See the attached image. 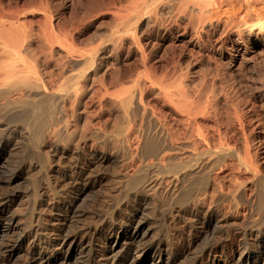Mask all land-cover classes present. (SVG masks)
<instances>
[{"label": "bare ground", "instance_id": "bare-ground-1", "mask_svg": "<svg viewBox=\"0 0 264 264\" xmlns=\"http://www.w3.org/2000/svg\"><path fill=\"white\" fill-rule=\"evenodd\" d=\"M134 1L83 46L0 24V264H264V0ZM211 47L256 114L202 99Z\"/></svg>", "mask_w": 264, "mask_h": 264}, {"label": "rangeland", "instance_id": "rangeland-1", "mask_svg": "<svg viewBox=\"0 0 264 264\" xmlns=\"http://www.w3.org/2000/svg\"><path fill=\"white\" fill-rule=\"evenodd\" d=\"M134 5V0H0V24L20 20L26 28L39 30L45 26L47 14L44 7L47 6L48 13L53 16L54 21L68 28L76 37L78 44L83 46L95 39L99 29H112L117 17L130 14V7ZM162 22L166 21L160 23ZM4 40L0 31V45ZM143 43L148 50L151 64L159 72L169 71L170 74H176L181 71V68L172 66L169 59L163 58V54L158 55L153 52V44L146 41L144 37ZM212 44H215V41H212ZM216 51L212 47L209 48L207 56L194 58L193 60H197L185 68V72L188 68L192 71L196 68L197 76L200 77L196 88H202V99L218 100L222 112L229 110L232 101L241 102L246 112L251 108V113L256 114L259 110L254 107L257 105L252 100V94L257 85V75L248 69H243L242 65L239 66L240 62L234 74L231 75L232 64L228 62L231 55L224 56ZM179 53L180 49H174L171 57L176 60H185L186 58H181ZM135 58L136 56L130 62L136 63ZM210 71L218 72V76L210 74ZM203 75H206L205 82L202 79ZM214 77L217 78V83ZM156 104L164 120L178 117L174 110L164 108L162 102H156ZM204 122L205 125H214L210 117L205 118Z\"/></svg>", "mask_w": 264, "mask_h": 264}]
</instances>
